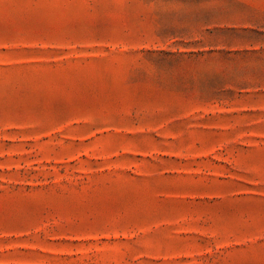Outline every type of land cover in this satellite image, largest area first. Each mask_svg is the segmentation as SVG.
<instances>
[{
  "label": "rangeland",
  "instance_id": "1",
  "mask_svg": "<svg viewBox=\"0 0 264 264\" xmlns=\"http://www.w3.org/2000/svg\"><path fill=\"white\" fill-rule=\"evenodd\" d=\"M0 264H264V0H0Z\"/></svg>",
  "mask_w": 264,
  "mask_h": 264
}]
</instances>
